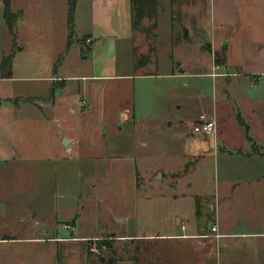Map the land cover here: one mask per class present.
<instances>
[{
    "label": "crops",
    "instance_id": "0c3cea01",
    "mask_svg": "<svg viewBox=\"0 0 264 264\" xmlns=\"http://www.w3.org/2000/svg\"><path fill=\"white\" fill-rule=\"evenodd\" d=\"M72 1L75 10L70 23V0H9L12 12L20 13L11 79H19L15 75L20 69L28 81L47 84L42 94L29 98L33 100L30 103L38 99L45 102L43 107L57 128L54 142L81 160L94 157L86 153L104 151L106 141L117 139L123 132L122 124L137 123L138 94L144 114L154 103L151 88L166 77L217 74L223 79V88L231 91L233 85L246 79L258 84L264 78V0ZM4 7V0H0V12ZM87 39L92 40L91 44L85 43ZM188 48L195 53L197 70L186 60ZM209 56L213 66L203 70L200 60L205 57L209 62ZM18 97L24 99L23 95ZM238 109L237 117L249 125L250 138L241 127L249 147L233 150L231 139L226 138L224 148L218 149L227 156V226H223L213 204H205L213 221L199 225L196 200L184 210L187 221H181L179 215L172 213L170 201L160 197L158 201L148 190L139 192L135 172L133 187L119 191L114 209H108L111 221L113 215L117 221L116 227L106 223L104 212L98 214L108 194L103 193L101 199L89 195L86 179L78 191L66 194L63 187L68 182L63 181L55 188L54 197L65 200L57 209L64 232L56 230V235L48 238L9 237L0 239V243L45 247L49 264H98L92 258L96 255H90V248H96L98 241H109L111 246L102 249L113 253L115 239L123 244L133 243L137 256L131 260L134 264H145L140 261L150 249L145 245L149 244L153 251V244L157 248L159 241H178L187 246L178 257L171 255L166 264H207L211 254L216 264H264V144L251 134L250 126L253 122L264 124V97L259 93L247 95ZM220 114L215 109L208 117L218 125L215 142L221 130ZM65 139L70 142L68 147L64 146ZM262 140L264 143V137ZM198 142L201 149L206 141ZM158 178L165 176L161 172ZM50 190L43 191L53 195ZM116 194L117 191L114 197ZM41 195L39 188L35 196L38 202ZM159 210L163 218L156 214ZM143 215L152 228L158 226L159 230L124 231L129 230L125 229V221L141 222ZM213 226L217 227L219 238L212 232ZM119 262L116 260L117 264H125Z\"/></svg>",
    "mask_w": 264,
    "mask_h": 264
},
{
    "label": "rangeland",
    "instance_id": "374dc122",
    "mask_svg": "<svg viewBox=\"0 0 264 264\" xmlns=\"http://www.w3.org/2000/svg\"><path fill=\"white\" fill-rule=\"evenodd\" d=\"M3 12L4 9L0 12V239H29L38 235L48 238L56 235V230L64 232L58 222L61 218L57 209L58 204L65 200L59 198L57 201L54 197L55 188L63 181L68 182L63 187L66 194L70 190L78 191L85 179L89 195H98L101 199L103 193L108 194L98 214L101 216L104 212L106 223L111 222L110 226L114 228L117 221L114 215L115 220L111 221L108 209H114L112 207L120 192L133 187L135 172L139 192L148 190L154 199L161 201L160 197L170 201L172 213L179 215L181 221H187L184 210L190 201L196 200L198 211L195 214L199 225L213 221V214L205 204L215 205L223 226L228 225L226 197L230 186L225 169L227 156L218 149L224 148L223 139L226 138L231 139L233 150L249 147L237 117L238 108L241 99L245 101L247 95L251 97L259 93L261 98L264 97V78L258 84L244 79L239 85H233L231 91L229 87L226 88L228 90L223 88V79L218 76L166 77L151 88L154 103L148 111L144 110V114H141V97L138 94L136 105L140 118L137 123L122 124L123 132L117 135V139L106 141L104 151L86 153L94 157L81 160L75 154L64 152L54 142L58 137L57 128L43 107L45 102L38 99L36 103H30L33 100L29 98L33 94H42L47 84L28 81V76L19 73L20 69L15 75L19 78L17 80L1 78L3 58L14 52ZM187 50L186 60L191 68L197 70L198 64L193 62L195 53L192 48ZM200 61L203 70L213 66L211 56L209 62L205 57ZM19 95L24 99L17 102ZM215 109L221 112L218 117L221 130L216 142L214 137L206 139L204 134L194 133L202 114L211 118ZM250 126L251 134L258 136L260 143L264 144V124L253 122ZM201 139L206 142L200 149L198 141ZM161 172L164 179L158 178ZM92 185L97 187L96 190L89 189ZM39 188H42L40 202L35 197ZM45 189H52L53 195L49 192L45 195ZM156 214L163 218L161 210ZM157 215L156 219L159 218ZM142 218L141 222L136 219L125 221V229L129 230L124 231L136 232L138 228L140 232L153 233L159 230L158 226L151 227L145 215ZM100 228L102 225L98 231ZM153 245L156 247L155 243ZM145 246L146 249L150 247L140 257L145 264H166L171 255H181L187 247L178 241H159L153 251L149 244ZM113 247V253L106 249L98 250L96 257L92 256L94 262L99 263L101 260L97 256H101L105 260L114 257L115 261L134 264L131 260L137 256L133 243L123 244L115 239ZM46 250L27 243H0V264H49L51 260L49 255H45L49 253ZM206 260L207 264H216L213 254ZM173 264L178 263L175 261Z\"/></svg>",
    "mask_w": 264,
    "mask_h": 264
},
{
    "label": "trees",
    "instance_id": "16d2710c",
    "mask_svg": "<svg viewBox=\"0 0 264 264\" xmlns=\"http://www.w3.org/2000/svg\"><path fill=\"white\" fill-rule=\"evenodd\" d=\"M69 4H70L69 19H70V23H73V14H74V10H75V4H74V2L72 0H70ZM4 6H5L4 7V12H3L4 19L7 22V26H8L9 32H10V36H12V38H13L14 46H16L17 36L15 35V28H16V23H17V20H18V18L20 16V13H15L14 14L12 12L9 0H4ZM15 55H16V50L14 52H12L11 55H9L8 57H5L2 60V63H1V67H2L1 68V70H2L1 78H11L12 77V73H13L12 62H13V59H14ZM217 60L218 59L216 58V61ZM239 121L241 122V125L243 126V128L245 130L246 136L250 138V136H248L249 130H250L249 129V125H247L245 123V121H243V119L241 117H239ZM103 246H105L106 248H109L111 246V242H109V241H98L96 248L99 249V250H102ZM91 250H92V248H90V255H92ZM98 264H117V263H116L114 257H110L109 259L104 260V262L99 261Z\"/></svg>",
    "mask_w": 264,
    "mask_h": 264
},
{
    "label": "built area",
    "instance_id": "2783aa9c",
    "mask_svg": "<svg viewBox=\"0 0 264 264\" xmlns=\"http://www.w3.org/2000/svg\"><path fill=\"white\" fill-rule=\"evenodd\" d=\"M91 42H92L91 39H87L85 41V43L87 45L91 44ZM213 76H216V74H213ZM217 130H218L217 122H215L214 120L209 119L204 114H202V116L199 118V120L197 121V124H196V126L194 128V133L204 134L207 137H213V136H216ZM211 229H212V232L214 234H216V236L219 238L220 236L218 235L217 227L213 226ZM98 250L99 249H97V248H92L91 252L96 254V253H99Z\"/></svg>",
    "mask_w": 264,
    "mask_h": 264
},
{
    "label": "water",
    "instance_id": "95a60500",
    "mask_svg": "<svg viewBox=\"0 0 264 264\" xmlns=\"http://www.w3.org/2000/svg\"><path fill=\"white\" fill-rule=\"evenodd\" d=\"M65 143H64V146H66V147H68L69 146V144H70V142H69V140L68 139H65V141H64ZM104 258H102L101 259V262H104Z\"/></svg>",
    "mask_w": 264,
    "mask_h": 264
},
{
    "label": "bare ground",
    "instance_id": "6f19581e",
    "mask_svg": "<svg viewBox=\"0 0 264 264\" xmlns=\"http://www.w3.org/2000/svg\"><path fill=\"white\" fill-rule=\"evenodd\" d=\"M103 240H106V239H103Z\"/></svg>",
    "mask_w": 264,
    "mask_h": 264
}]
</instances>
